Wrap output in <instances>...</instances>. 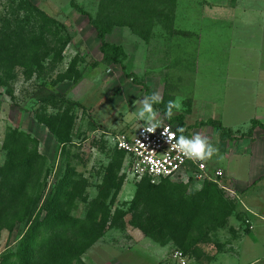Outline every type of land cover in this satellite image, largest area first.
Listing matches in <instances>:
<instances>
[{"label":"rangeland","instance_id":"obj_1","mask_svg":"<svg viewBox=\"0 0 264 264\" xmlns=\"http://www.w3.org/2000/svg\"><path fill=\"white\" fill-rule=\"evenodd\" d=\"M70 1L0 0V44L7 46L0 50V169L6 162L9 129L36 138L39 153L46 159L39 171L42 183H48L45 192L43 187L40 190L44 193L40 207L59 168L63 174L73 169L75 188L70 199L74 205L68 202L72 215L83 221L96 218L98 228H106L104 236L81 256L85 264H177L173 254L178 250L184 251L187 264H264V230L256 241L252 234L258 231L249 229L254 226L253 213L235 196L226 176L222 183L230 191L187 174L138 179L131 173L129 159L115 145L117 136L130 135L144 125L136 115L141 105L134 102L153 92L162 97L155 104L160 106H154L158 119L169 122L163 110L168 101L179 98L182 107L173 110V117L184 115L186 125L193 126L210 118L212 105L219 101L209 97L222 95L228 83L246 91L254 88L247 81L224 85L213 72L222 63L223 53L213 52L202 35L207 22L206 13L201 16V12L206 11L208 0H177L172 25L169 15L155 23L149 42L129 28H114L106 42L126 52L125 72L119 65L103 62L96 31ZM117 2L123 11L127 3L137 0ZM76 3L94 18L99 14L100 0ZM130 4L128 12L138 6ZM35 9L54 21L44 35L45 21ZM35 41L39 45L29 55L32 60L21 59L31 49L29 42ZM253 93L238 99L239 106L224 119L226 124L238 123L239 130L246 129L245 122L256 108ZM213 132L214 128L199 127L190 136H207L217 147ZM261 141L258 138L257 150L264 156ZM250 206L264 216V195ZM27 223L0 232V264H17ZM186 224L188 230H183ZM247 251L262 257L242 258Z\"/></svg>","mask_w":264,"mask_h":264},{"label":"trees","instance_id":"obj_2","mask_svg":"<svg viewBox=\"0 0 264 264\" xmlns=\"http://www.w3.org/2000/svg\"><path fill=\"white\" fill-rule=\"evenodd\" d=\"M129 4L127 3L126 8L120 11L121 5L117 0H100L99 14L94 18L79 6L76 0L70 1L71 7L87 16L90 25L96 31L101 44L103 62L109 65H119L124 72L126 71L127 54L121 46L108 44L106 36L114 28H129L139 38L149 42L155 23L162 22L164 17L169 15V23L172 25L177 0H137L136 3L132 2L130 5L140 7H131V14L127 10ZM35 11L45 21L44 30L41 31L44 35L49 23H54V21L39 9ZM173 34H175L174 31ZM186 34L188 35L185 32L179 33V35ZM29 44L31 49L24 52L21 59L28 58L27 60L31 61L29 55L33 53L32 50L38 49L39 44L37 41L29 42ZM0 47L2 52L7 46L0 44ZM0 59L3 57L1 56ZM15 60L21 66L27 65L19 59ZM36 66L42 68L40 64ZM93 67L97 68L98 63L94 62ZM163 112L165 113L164 110ZM167 119L168 123L178 124V128L183 127L185 129L183 135L189 138L191 130L208 126L214 128L222 140H237L236 137H232L231 131L224 128L218 120L209 119L193 126H187L184 115ZM42 123L45 124V121ZM251 124L250 131L243 134L241 138L251 135L257 127L264 131V124L260 121L252 120ZM178 134L181 135L179 132ZM38 148L39 142L36 138L16 129L8 130L5 145L6 162L0 169V232L4 229L12 230L21 222L30 223L28 230L20 240L17 264H85L81 256L104 236L106 228H98L96 218L83 221L72 215L71 208L74 203L73 199H70V192L75 185L73 169L63 174L62 169L59 168L55 174L56 182L43 205L39 206L44 194L43 191L40 193V190L43 187L45 192L48 183L44 184L40 180L39 171L45 165L46 159L39 153ZM206 183L218 187L211 182ZM69 199L72 206H68ZM184 229L188 230L187 224L183 227ZM144 231L148 232L147 229ZM48 233L50 235L46 242L38 245Z\"/></svg>","mask_w":264,"mask_h":264},{"label":"crops","instance_id":"obj_3","mask_svg":"<svg viewBox=\"0 0 264 264\" xmlns=\"http://www.w3.org/2000/svg\"><path fill=\"white\" fill-rule=\"evenodd\" d=\"M204 13L207 25L206 32L202 30V35L207 38V44L210 43L209 46L213 47V52L223 53L222 63L214 66L213 72H216L224 85L228 82L247 81L246 83L254 87L251 91H246L241 87L234 88L228 83L223 88L222 95L214 93L213 97H209L210 100L219 101L212 105L213 111L209 119L220 121L237 140H222L217 132H213L212 140L215 134L219 140V152L207 163L223 169L235 196L242 200L250 214L253 213L250 216L254 225L252 231L258 232L252 235L259 241L264 230V216L255 213L256 208L250 205L264 195V156H259L257 150L258 138H261L264 150V131L257 127L251 135L241 137L252 128V120L264 124V0H208L206 11H202L201 16ZM209 91L211 93V89ZM250 92H254L256 108L254 114L245 122L246 129L239 130L238 123L226 124L224 119L229 116L230 109L239 106V100H244L245 93ZM252 254L253 252L247 251L241 257H262Z\"/></svg>","mask_w":264,"mask_h":264},{"label":"built area","instance_id":"obj_4","mask_svg":"<svg viewBox=\"0 0 264 264\" xmlns=\"http://www.w3.org/2000/svg\"><path fill=\"white\" fill-rule=\"evenodd\" d=\"M163 126L170 128L177 138L178 124H170L163 121ZM143 127L130 135H120L115 139L118 150L125 153L129 159L131 173L138 179L148 178L151 180L173 178L179 174H187L197 180L211 182L222 189L229 190L222 181L225 173L222 169H210L207 161H193L182 157L177 151L170 148L163 128H158L155 133H145ZM175 142V141H173ZM201 163L204 167H201ZM250 224V221H247ZM252 231L254 226L250 225ZM177 264H187L183 251L178 250L173 254Z\"/></svg>","mask_w":264,"mask_h":264},{"label":"clouds","instance_id":"obj_5","mask_svg":"<svg viewBox=\"0 0 264 264\" xmlns=\"http://www.w3.org/2000/svg\"><path fill=\"white\" fill-rule=\"evenodd\" d=\"M161 102L162 97L159 92H153L151 95L145 96L142 100L134 102V105L136 103L141 105L136 115L140 120L144 121L143 131L145 133H155L158 128H163V135L166 137L170 148L177 151L182 157L193 161H208L214 155L218 154V147L214 146L207 136L196 133L189 138L183 135L185 129L181 127L177 129L181 133L177 138L176 134L171 132L170 128L164 127L163 120L158 119L159 112L154 108L155 104ZM181 107L179 98L174 101H168L165 116L171 118L174 115L173 110L179 111ZM200 166L204 167V164L201 163Z\"/></svg>","mask_w":264,"mask_h":264}]
</instances>
